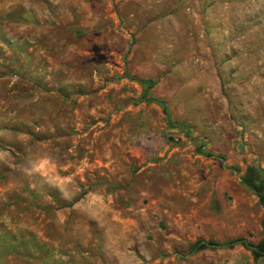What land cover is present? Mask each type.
Instances as JSON below:
<instances>
[{
  "label": "rangeland",
  "instance_id": "rangeland-1",
  "mask_svg": "<svg viewBox=\"0 0 264 264\" xmlns=\"http://www.w3.org/2000/svg\"><path fill=\"white\" fill-rule=\"evenodd\" d=\"M249 168L264 0H0V264H255L188 254L262 239Z\"/></svg>",
  "mask_w": 264,
  "mask_h": 264
},
{
  "label": "trees",
  "instance_id": "trees-1",
  "mask_svg": "<svg viewBox=\"0 0 264 264\" xmlns=\"http://www.w3.org/2000/svg\"><path fill=\"white\" fill-rule=\"evenodd\" d=\"M137 81L141 84L146 85V89L144 93L141 95L140 100L157 102L161 104L163 110L166 111V107L163 101L156 100L152 97L147 96L146 93L147 90L152 88L155 85V82L143 81V80H137ZM168 124L172 126L170 120H168ZM180 128L189 130L187 126H180ZM242 182L249 190H251L254 194H256L259 197L260 202L264 204V179L259 180V176L257 172L249 168L248 173L242 177ZM262 232H263V237L256 244L248 242L245 238L242 237L231 239L224 242H218L213 240H208V241L197 240L189 245L188 254H194L204 250L233 249L237 246H241L251 252L253 261L256 264L259 260L264 258V219L262 221Z\"/></svg>",
  "mask_w": 264,
  "mask_h": 264
}]
</instances>
